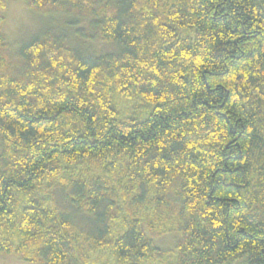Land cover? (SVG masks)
Wrapping results in <instances>:
<instances>
[{
    "label": "trees",
    "instance_id": "1",
    "mask_svg": "<svg viewBox=\"0 0 264 264\" xmlns=\"http://www.w3.org/2000/svg\"><path fill=\"white\" fill-rule=\"evenodd\" d=\"M23 1L118 50L47 30L14 53L0 0V253L264 264V0ZM130 97L154 106L129 116Z\"/></svg>",
    "mask_w": 264,
    "mask_h": 264
},
{
    "label": "rangeland",
    "instance_id": "2",
    "mask_svg": "<svg viewBox=\"0 0 264 264\" xmlns=\"http://www.w3.org/2000/svg\"><path fill=\"white\" fill-rule=\"evenodd\" d=\"M74 16L64 13H40L28 7L23 0H9L6 10L4 32L7 34L12 52H18L19 48L31 41L33 37L51 30L56 35L64 37L66 42L80 51L102 54L114 51L118 48L113 43H106L101 40L85 38L78 33V28L87 27L88 21L74 19ZM118 50V49H117ZM154 103L141 100L140 97L128 98L122 109L129 116L145 117ZM50 199L51 203L65 205L66 200L60 190H54L53 194H40ZM53 201V202H52ZM155 243L164 250L176 248V234L168 233L155 237ZM0 264H36L25 261L15 255L0 253ZM235 264H243L238 260Z\"/></svg>",
    "mask_w": 264,
    "mask_h": 264
}]
</instances>
